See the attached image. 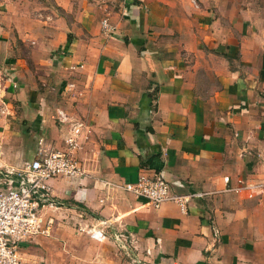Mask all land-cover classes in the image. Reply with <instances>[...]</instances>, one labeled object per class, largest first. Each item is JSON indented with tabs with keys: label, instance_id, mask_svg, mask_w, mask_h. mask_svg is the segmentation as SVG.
<instances>
[{
	"label": "crops",
	"instance_id": "0c3cea01",
	"mask_svg": "<svg viewBox=\"0 0 264 264\" xmlns=\"http://www.w3.org/2000/svg\"><path fill=\"white\" fill-rule=\"evenodd\" d=\"M39 1H0V165L62 147V109L82 170L50 179L60 205L21 264H264V0ZM153 171L185 210L120 187Z\"/></svg>",
	"mask_w": 264,
	"mask_h": 264
},
{
	"label": "built area",
	"instance_id": "2783aa9c",
	"mask_svg": "<svg viewBox=\"0 0 264 264\" xmlns=\"http://www.w3.org/2000/svg\"><path fill=\"white\" fill-rule=\"evenodd\" d=\"M104 31H111L113 25L104 17L101 19ZM60 121L68 123L64 145L54 148L40 144L36 154L21 167L0 165V264H21L20 242L24 239L49 234L52 219L41 212L43 206L57 207L59 202L50 195V179L59 176H74L81 172V164L75 152L80 146L83 120L68 116L62 109L55 114ZM120 187L131 194L145 199L146 204L158 207L162 202H177L185 210L190 195L171 190L170 183L158 172H141L134 181H123ZM104 223V226H107ZM101 224L90 225L88 233L95 239H103L105 232ZM122 246L130 242L134 247L132 233L124 228L111 232ZM135 260V259H133Z\"/></svg>",
	"mask_w": 264,
	"mask_h": 264
},
{
	"label": "rangeland",
	"instance_id": "374dc122",
	"mask_svg": "<svg viewBox=\"0 0 264 264\" xmlns=\"http://www.w3.org/2000/svg\"><path fill=\"white\" fill-rule=\"evenodd\" d=\"M47 1L50 3L49 0H40L39 2H47ZM74 1H78V0H74ZM79 229H80V231L83 230L82 228H79ZM111 232L112 231L107 232L106 236H107L108 239H110L113 242V244H114V246L116 248V251L120 254V256H122L123 259L129 260L131 262H137L139 256L135 255V250H134L135 248L129 245L130 242L127 241V243L124 244L125 246H122L121 243L117 242L113 238V236L111 235ZM133 259H135V260H133Z\"/></svg>",
	"mask_w": 264,
	"mask_h": 264
}]
</instances>
